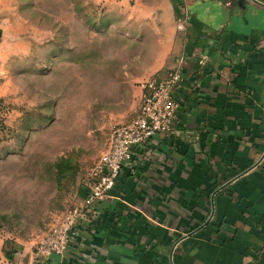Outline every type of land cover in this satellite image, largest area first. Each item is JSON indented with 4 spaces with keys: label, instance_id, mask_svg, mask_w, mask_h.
<instances>
[{
    "label": "crops",
    "instance_id": "1",
    "mask_svg": "<svg viewBox=\"0 0 264 264\" xmlns=\"http://www.w3.org/2000/svg\"><path fill=\"white\" fill-rule=\"evenodd\" d=\"M109 14L157 39L154 72L185 59L176 130L136 150L47 264H264V0H0V77L46 66L48 21L66 28L68 47L79 30L109 35Z\"/></svg>",
    "mask_w": 264,
    "mask_h": 264
},
{
    "label": "rangeland",
    "instance_id": "2",
    "mask_svg": "<svg viewBox=\"0 0 264 264\" xmlns=\"http://www.w3.org/2000/svg\"><path fill=\"white\" fill-rule=\"evenodd\" d=\"M48 23L56 48L37 54L46 66L19 69L15 81L1 71L0 264L33 263L38 243L85 192L112 129L137 115L141 82L157 73V39L129 30L121 14H109V35L79 30L68 47L61 22Z\"/></svg>",
    "mask_w": 264,
    "mask_h": 264
},
{
    "label": "built area",
    "instance_id": "3",
    "mask_svg": "<svg viewBox=\"0 0 264 264\" xmlns=\"http://www.w3.org/2000/svg\"><path fill=\"white\" fill-rule=\"evenodd\" d=\"M190 20L189 11L185 10L179 30L185 31ZM184 65L182 58L175 67L160 71L143 83L137 115L130 122L112 129L107 150L86 173L85 194L38 243L32 264H47L54 256L65 257L79 226L91 221L99 203L117 186L125 165L133 160L136 150H147L153 139L176 130L181 107L177 91L184 82Z\"/></svg>",
    "mask_w": 264,
    "mask_h": 264
},
{
    "label": "trees",
    "instance_id": "4",
    "mask_svg": "<svg viewBox=\"0 0 264 264\" xmlns=\"http://www.w3.org/2000/svg\"><path fill=\"white\" fill-rule=\"evenodd\" d=\"M93 56V55H92ZM94 59H98L97 58V56H95L94 57ZM93 61H96V60H93ZM96 64V63H95ZM97 70V68L95 69V71ZM69 160H67L66 158H61L60 160H59V162L57 163V168H59V169H63V170H65V169H67L68 168V166H69Z\"/></svg>",
    "mask_w": 264,
    "mask_h": 264
}]
</instances>
